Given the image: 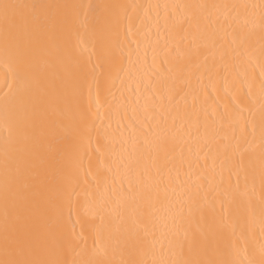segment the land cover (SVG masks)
Masks as SVG:
<instances>
[{"label": "bare ground", "instance_id": "obj_1", "mask_svg": "<svg viewBox=\"0 0 264 264\" xmlns=\"http://www.w3.org/2000/svg\"><path fill=\"white\" fill-rule=\"evenodd\" d=\"M0 264H264V0H0Z\"/></svg>", "mask_w": 264, "mask_h": 264}, {"label": "snow or ice", "instance_id": "obj_2", "mask_svg": "<svg viewBox=\"0 0 264 264\" xmlns=\"http://www.w3.org/2000/svg\"><path fill=\"white\" fill-rule=\"evenodd\" d=\"M2 7L4 8L5 13L7 14V10H8L10 7H12V6L9 5V4H7V3H5V4L2 5Z\"/></svg>", "mask_w": 264, "mask_h": 264}]
</instances>
